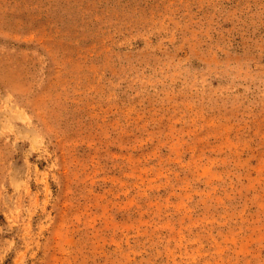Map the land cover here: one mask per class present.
Returning a JSON list of instances; mask_svg holds the SVG:
<instances>
[{
	"label": "rangeland",
	"instance_id": "374dc122",
	"mask_svg": "<svg viewBox=\"0 0 264 264\" xmlns=\"http://www.w3.org/2000/svg\"><path fill=\"white\" fill-rule=\"evenodd\" d=\"M0 264H264V0H0Z\"/></svg>",
	"mask_w": 264,
	"mask_h": 264
}]
</instances>
